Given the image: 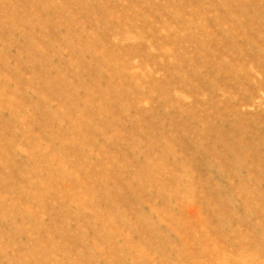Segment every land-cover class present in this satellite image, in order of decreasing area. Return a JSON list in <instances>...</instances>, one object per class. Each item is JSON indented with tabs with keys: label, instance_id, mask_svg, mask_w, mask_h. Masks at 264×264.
<instances>
[{
	"label": "rangeland",
	"instance_id": "374dc122",
	"mask_svg": "<svg viewBox=\"0 0 264 264\" xmlns=\"http://www.w3.org/2000/svg\"><path fill=\"white\" fill-rule=\"evenodd\" d=\"M0 264H264V0H0Z\"/></svg>",
	"mask_w": 264,
	"mask_h": 264
}]
</instances>
